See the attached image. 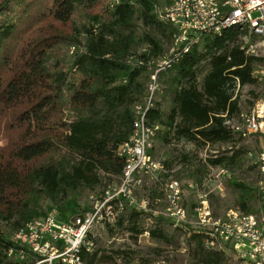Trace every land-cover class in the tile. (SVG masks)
I'll return each mask as SVG.
<instances>
[{"label": "trees", "instance_id": "16d2710c", "mask_svg": "<svg viewBox=\"0 0 264 264\" xmlns=\"http://www.w3.org/2000/svg\"><path fill=\"white\" fill-rule=\"evenodd\" d=\"M105 1L0 3V140L8 139L0 147V264H26L7 255L16 247L12 236L26 224L72 193L102 195L122 174L117 149L133 132L134 106L145 99L151 76L169 54L174 29L160 18L171 0H164V8L158 0H116L108 10ZM240 44L236 30L229 29L167 57L145 113V124L157 127L153 141L235 146L243 138L230 127L241 114L235 90L256 84L253 71L261 60L247 56ZM70 47L76 52L69 65ZM160 90L170 97L165 111L156 101ZM237 155L215 156L207 163L233 168ZM230 183L240 192L236 209L255 214L256 191ZM48 202L52 207L45 210ZM142 214L125 210L106 227L126 221L137 236L147 233L171 244L159 221L152 230L139 228ZM174 231L185 237L195 264H227L225 252L209 249L195 229ZM119 253L127 264H141L131 252ZM83 259L99 264L110 258L99 256L95 240Z\"/></svg>", "mask_w": 264, "mask_h": 264}, {"label": "built area", "instance_id": "2783aa9c", "mask_svg": "<svg viewBox=\"0 0 264 264\" xmlns=\"http://www.w3.org/2000/svg\"><path fill=\"white\" fill-rule=\"evenodd\" d=\"M160 18L174 29L170 56L178 49L187 52L204 37L220 36L235 29L241 40L240 49L247 56L261 60L253 71L254 76L264 79V0H171ZM167 63V58L158 63L145 99L134 106L133 132L117 149V156L124 162L119 180L108 185L102 195H89L85 214L58 221L57 211L51 209L26 224L11 238L16 247L7 252L10 258L26 264H85L83 252L94 248L99 230L112 224L120 213L128 209L151 212L149 200L138 199L135 191L141 177H154L164 171L161 162L149 154L157 127L145 124V113L158 89L156 74ZM231 129L243 138L264 139V97L241 112L238 125ZM255 165L261 176L255 214L228 209L220 217H214L208 195L202 193L197 195L191 210L192 223L182 205L181 185L177 181L166 185L163 212L153 213L163 216L174 228L191 225L206 237L209 249L223 252L228 249L244 264H264V151L258 154Z\"/></svg>", "mask_w": 264, "mask_h": 264}, {"label": "rangeland", "instance_id": "374dc122", "mask_svg": "<svg viewBox=\"0 0 264 264\" xmlns=\"http://www.w3.org/2000/svg\"><path fill=\"white\" fill-rule=\"evenodd\" d=\"M115 1L106 0L104 9H110ZM158 3L160 7H166L164 0H158ZM168 44L166 43L165 46ZM72 48L67 50V63L69 65L72 63L76 52V49L72 50ZM168 56L169 54L166 55V58ZM201 69L204 72L205 66H202ZM256 77L258 78L256 84L236 87L235 97L238 98L241 112L247 111L250 108V103L256 102L257 96H259L258 99L264 97V79ZM200 78L201 76L199 80ZM156 101L163 111L168 110L170 97L164 91L161 92L160 90ZM65 115L70 114L67 112ZM236 125L238 122L235 120L230 123V127ZM7 140H0V147L6 146ZM152 149V157L161 162L164 171L154 177H141V184L136 188L135 194L138 199L149 200L151 212L139 215L137 225L140 229L149 231L154 229L159 221L160 227L172 236V243L166 245L163 242L153 240L147 233L137 236L127 229L130 224L121 220L123 222L120 224L116 223L114 226L99 230L96 237L99 256L104 255L110 258L101 261L99 264H127L126 256L119 253L124 251L131 252L134 262L141 264L144 262L145 264H195L187 252L185 237L180 236L179 230L175 232V228L163 216L155 219L153 215L154 211L163 212L164 191L166 185L171 181H177L181 185L182 205L188 211L192 223L194 219L191 217V210L196 204L198 194L208 195L214 217H220L228 209H236V201L240 192L231 185V181L247 186L250 190L256 191V197L258 196L261 176L255 164L258 154L264 151L263 138L253 136L242 138L235 146L231 144L197 146L184 140L164 144L155 140ZM234 152H238V155L233 168L208 166V159L215 156H230ZM88 197L89 193L86 192L72 193L65 202L55 207L57 220L65 221L76 214H85L89 208ZM156 200H160V202L156 203ZM43 207L45 210H49L52 205L48 202ZM183 229L191 230L192 226L185 225L180 228V230ZM225 254L228 258L227 264H244L228 249L225 250Z\"/></svg>", "mask_w": 264, "mask_h": 264}, {"label": "crops", "instance_id": "0c3cea01", "mask_svg": "<svg viewBox=\"0 0 264 264\" xmlns=\"http://www.w3.org/2000/svg\"><path fill=\"white\" fill-rule=\"evenodd\" d=\"M153 215H154L155 219L161 218L160 216H157L155 213H153Z\"/></svg>", "mask_w": 264, "mask_h": 264}]
</instances>
